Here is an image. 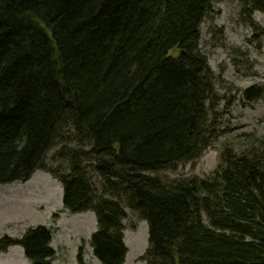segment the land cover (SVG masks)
Wrapping results in <instances>:
<instances>
[{"label": "trees", "instance_id": "1", "mask_svg": "<svg viewBox=\"0 0 264 264\" xmlns=\"http://www.w3.org/2000/svg\"><path fill=\"white\" fill-rule=\"evenodd\" d=\"M215 1L0 0V186L49 173L68 213L95 214L101 264L126 263L128 210L148 224L146 264H264V137L224 149L208 179L160 177L220 136L200 48ZM241 1L264 15V0ZM52 241L32 227L0 255L53 264ZM77 264H91L83 245Z\"/></svg>", "mask_w": 264, "mask_h": 264}, {"label": "rangeland", "instance_id": "2", "mask_svg": "<svg viewBox=\"0 0 264 264\" xmlns=\"http://www.w3.org/2000/svg\"><path fill=\"white\" fill-rule=\"evenodd\" d=\"M200 48L216 76L220 136L200 160L181 165L176 171L161 173L160 177L167 181L208 179L219 167L224 149L241 153L252 138L264 137V15L250 14L241 0H216L201 26ZM248 90H253L250 97L262 95L263 98L247 99ZM56 151L49 153L48 164L66 170L65 164L54 162ZM62 204V185L45 172H36L27 183L0 186V239L6 235L19 238L33 225L48 223L55 244L62 251L57 263L73 264V246L83 245L85 256L90 253L97 220L92 212L73 215L63 211ZM128 212L126 264H146L140 258L148 248V224ZM0 264L30 262L21 247H13L0 256Z\"/></svg>", "mask_w": 264, "mask_h": 264}, {"label": "crops", "instance_id": "3", "mask_svg": "<svg viewBox=\"0 0 264 264\" xmlns=\"http://www.w3.org/2000/svg\"><path fill=\"white\" fill-rule=\"evenodd\" d=\"M62 202V201H61ZM62 209H63V211H64V206H63V204H62ZM63 211H61V213H63ZM53 211H51V213H52ZM50 213V214H51ZM65 214V213H64ZM63 214V215H64ZM49 219V218H48ZM40 226V225H39ZM32 227H37L36 225H33ZM45 227H47V228H49L50 229V225H48V223H47V225L45 226ZM51 246H52V248L56 251V257H55V259H54V263L53 264H58L57 262H58V260H57V257H59V253H61L59 250H58V246L55 244V239H54V234H53V241H52V244H51ZM81 247V245L80 246H73L72 247V250H71V255H72V258H73V264H77V256H78V251H79V248ZM91 247V246H90ZM12 249V248H11ZM11 249L9 250V251H11ZM89 251H90V253L88 252L87 254H86V256H85V258H86V261L87 262H89V263H91V264H101L98 260H96L95 259V257H94V255H93V250H92V248H90L89 249ZM23 252H24V250H23ZM4 255V254H3ZM60 264V263H59Z\"/></svg>", "mask_w": 264, "mask_h": 264}]
</instances>
